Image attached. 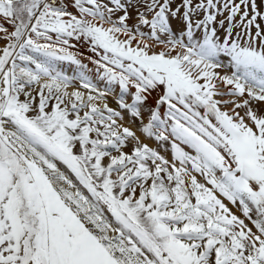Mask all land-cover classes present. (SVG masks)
Here are the masks:
<instances>
[{
  "label": "snow or ice",
  "instance_id": "1",
  "mask_svg": "<svg viewBox=\"0 0 264 264\" xmlns=\"http://www.w3.org/2000/svg\"><path fill=\"white\" fill-rule=\"evenodd\" d=\"M0 21V264H264L257 0H0Z\"/></svg>",
  "mask_w": 264,
  "mask_h": 264
},
{
  "label": "rangeland",
  "instance_id": "2",
  "mask_svg": "<svg viewBox=\"0 0 264 264\" xmlns=\"http://www.w3.org/2000/svg\"><path fill=\"white\" fill-rule=\"evenodd\" d=\"M180 0H176V3H179ZM257 4L259 5L260 7V10L261 11H264V3L261 2V0H257ZM73 11H75V9H72ZM123 13H117V16L118 15H122ZM131 15H132V19H130L128 21V23L131 25V24H134L136 23V19H135V12L134 11H131ZM222 17H218V19H221ZM238 19V17H237ZM2 22V21H0ZM261 23V27L264 28V21H258ZM173 24V28L174 29H177L179 27H181V25H179L176 21H173L172 22ZM11 26H9V31H11ZM145 31H147V29L145 28L144 29ZM253 32H255V29L253 28ZM220 34L221 36L223 35V30L221 29L220 30ZM0 36H2V34H0ZM73 44L76 45V48L72 49L73 51H79V53H81V55L79 56V58L81 59L82 63L85 64L87 67L86 69H84L85 71V74L89 76L90 79L93 80L94 83H97L98 87L100 88H103L104 87V82L99 80L98 78V75H97V71H96V68L97 66L91 62L90 59H88V57H93L95 54L92 53L89 49V46L83 42V41H80V42H77L75 40L72 41ZM6 44V41L4 39H0V47L4 46ZM154 50L155 51H160V47L159 46H155L154 47ZM98 58V57H97ZM59 67L61 68L62 71H64L67 75L69 76H74L76 75L80 69L77 68L76 65L74 64H70L69 62H59ZM217 71L221 72V74L227 72L228 74L231 73L232 69L231 68H221V69H218ZM218 83V87L223 90V91H227L226 88H224V86L222 84H220L219 82ZM76 88H79L80 91H83L85 92V95H87V90L83 89L82 87H80V82L77 80L73 83V85H71L69 87V91H72ZM119 87L117 86L114 90L113 93H110L108 95V104L110 107H113V108H118V105H117V102H116V99H117V96L119 94ZM134 91V89H133ZM162 92V89H157L156 91H153L152 92V95L148 98V101H147V104L148 105H154L155 103V100L158 98V96L161 94ZM23 99V97H21ZM218 99H233L232 97H217ZM127 100L130 101V97H126ZM38 102V100H37ZM98 103H101V106H102V103L103 102H98ZM228 108H231L232 105L229 104L227 105ZM258 107H261L262 110H264V105H258ZM164 111H166V106L162 107L161 108V112L163 113ZM201 112H203V109H200ZM145 116V122L147 121V118H148V113H145L144 114ZM122 123L131 128L133 131H135L137 133L138 136L141 137L142 140H144L145 143H148L150 147H153V148H157V150H159L161 152V155H164L166 157V159H168L169 161H172V153H171V149H170V145L167 147V150H164V149H161L158 145V143L154 140V139H146L140 132H139V122H135V123H132L131 120H130V117L128 116V114L125 112L124 113V120L122 121ZM182 147H185L184 145H181ZM131 147V145H129L128 147H126L124 150L125 151H129V148ZM185 150L186 151H191L190 149H188L187 147H185ZM115 154V153H113ZM107 158H105V161L104 163H107ZM179 166V165H177ZM197 175V179L200 180L201 182H203V178L199 175V174H196ZM138 195V193H137ZM228 207L232 210L233 213H235L237 216H239L240 218H244L243 217V214L242 212L239 210V206L238 204L237 205H232L230 202H228L227 200L224 201ZM245 223L248 224L249 227H252L253 228V231H255V228L253 227V225L251 224L250 221H248L247 219L245 220Z\"/></svg>",
  "mask_w": 264,
  "mask_h": 264
}]
</instances>
